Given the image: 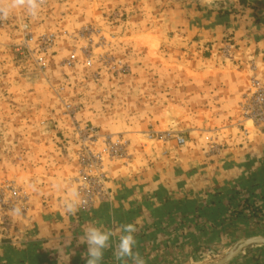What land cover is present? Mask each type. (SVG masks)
<instances>
[{"label":"crops","instance_id":"0c3cea01","mask_svg":"<svg viewBox=\"0 0 264 264\" xmlns=\"http://www.w3.org/2000/svg\"><path fill=\"white\" fill-rule=\"evenodd\" d=\"M234 8L199 11L183 0H46L35 16L23 6L3 19L0 138L14 123L22 140L14 163L2 154L0 183L21 185L30 207L21 217L12 214L0 264H84L81 238L89 226L115 233L101 264H121L113 256L118 229L133 222L135 250L146 264H161L169 253L226 230L229 220L242 218L240 208L248 215L254 204L264 209V126L248 130L241 117L251 81L264 84V13ZM24 21L37 33L58 35L46 75L25 74L15 61ZM86 26L113 35L114 51L125 54L130 74L94 84V69L81 56L74 68L61 66L73 49L82 53L87 43L75 37ZM65 84L66 92H55ZM61 98L80 103L79 118L102 132L123 133L133 157L108 166L109 198L75 216L64 212L63 189L54 187L71 186L80 174ZM151 130L178 132L187 143L169 141L146 151L140 139ZM252 255L238 264H264V248Z\"/></svg>","mask_w":264,"mask_h":264},{"label":"built area","instance_id":"2783aa9c","mask_svg":"<svg viewBox=\"0 0 264 264\" xmlns=\"http://www.w3.org/2000/svg\"><path fill=\"white\" fill-rule=\"evenodd\" d=\"M44 0H39L43 2ZM24 39L17 47L21 54H27L37 64L39 72H45L48 68V55L52 52L55 43L54 34L35 35L27 23L22 24ZM93 36H97L95 42ZM80 37L88 39L89 47L87 52V65L92 66L95 62L93 46L103 48L107 44L105 36L101 35V29L93 26H86ZM113 39V35H111ZM96 43V44H95ZM92 50V51H91ZM99 59L105 66H111L116 73L125 72L128 67L121 59L108 55L99 54ZM76 61V55L72 54L66 59L65 65L72 66ZM64 90V88H61ZM66 116L74 131L78 147L77 158L80 166V174L75 183L80 188L81 196L87 203L80 209L91 210L98 202H105L109 198L107 191L106 167L109 163L127 160L129 158V142L123 136L113 134H102L100 130L86 122L81 121L78 116L79 107L73 103L65 104ZM242 117L252 122L255 127L264 126V84L254 78L251 81L247 94L241 102ZM152 141L175 140L178 145H184L186 140L183 136L172 131L153 132L148 135ZM29 197L17 184L10 182L0 188V219L5 226L9 225L7 216L11 209L20 206L24 214L28 211Z\"/></svg>","mask_w":264,"mask_h":264},{"label":"rangeland","instance_id":"374dc122","mask_svg":"<svg viewBox=\"0 0 264 264\" xmlns=\"http://www.w3.org/2000/svg\"><path fill=\"white\" fill-rule=\"evenodd\" d=\"M45 1L46 0H44L43 2H39V3L42 4ZM183 1L188 2L189 5H194L196 8L199 9V11H202L204 9L205 10L210 9V10L215 11V12H222V11L228 12L231 9H232L231 11H233L235 9L234 6L236 4H238V5H245L247 7L254 8L257 11L264 13V0H183ZM24 23H27L30 27V30L37 36L42 35V34H54V36H55L54 48H53L52 52L48 55V68L45 72H39L38 71L37 64L33 58L29 57L27 54H21L20 52L17 51V47L20 45V43L23 40L20 43L16 44L13 48L14 54H15L14 55L15 61H16L17 65L21 68L22 72H25V74L32 73L35 76L46 75L51 70V64L53 63V58L56 54V47L58 45V35L54 32L37 33L31 28L29 22H27V21H24L20 24L21 30H22V24H24ZM4 24H5V20H0V26H3ZM93 27L95 29H100L99 27H95V26H93ZM84 28L85 27H83L78 32L77 36L75 37L76 40L77 39H78V41L83 40L87 43V45L82 48L83 54L81 53L80 50L73 49L66 56H67V58H69L72 54H75L76 55L75 63L72 66L65 65V61L67 59L66 58L61 62L62 67L68 68V69L74 68L79 63V57L81 56V58H83V64L90 69H94V72L91 76L94 84L100 82V80L102 79L103 76H109L113 80H118L121 77L131 73V65H130L129 60L127 59L125 54L118 53V52L114 51L115 50V47H114L115 46L114 45L115 40L112 41L113 39L111 38V34H109V33L108 34L101 33L102 36L106 37L107 44L104 45L103 48H96V47H94L95 45L93 46L92 50H93V56L95 57V59H94L95 62L92 66L87 65V61H86L87 52L85 49L89 47V41H88V39L80 37V32ZM93 38L98 40L97 36H93ZM95 42H97V41L95 40ZM101 53H108V55H111V56L115 57L116 59L123 60V62L127 65L128 69L123 73L114 72L112 65L111 66H105V64H102V62H100L101 60L99 59V54H101ZM223 53L226 57L229 56L231 54V47L230 46L225 47L223 49ZM65 86H67V85L65 84L64 86L61 85L58 87L55 86L53 88H54L56 93H64L66 91L62 90L61 88L63 87L65 89ZM61 99L63 100L61 113H62V116H64V118H66L68 120L67 116L65 115L66 114L65 113L66 112L65 104L73 103V102H71L72 100L64 101L65 99H63V98H61ZM79 104L80 103H76V105L79 107L77 116L81 111L80 110L81 104L80 105ZM241 117H242V110H241ZM78 118H79V116H78ZM79 119L83 122H86V123H89V124L95 126L91 122L82 120L81 117ZM242 119H243V117H242ZM243 121L247 123L248 130H253L255 128V126L252 124V122H248L244 119H243ZM41 126L47 130L49 127V123L44 121L41 123ZM244 126H243V128H244ZM16 127H17V125L14 123L7 124V132L8 133H7L6 137L0 138V161L2 160L1 159L2 154L8 153L7 156L9 157V159H11L10 161H8V163H14L15 162L14 159L16 157V154L18 153L17 144L19 141L22 140L20 135L16 134V130H17ZM95 127H97V126H95ZM1 128H2V124L0 123V130H1ZM97 128L100 130V132L102 134H113L115 136L120 135V136H123L126 140H128V142L130 141L127 137H125V135L123 133H107V132H102V130L99 127H97ZM167 131H172V130H165V131L151 130V131L147 132L143 137H141L140 146L143 149H145L146 151H150L151 147L154 146L155 144H162V143L169 142V141H174L178 147H184L186 145L187 142L181 146V145H178L175 140L152 141L148 138V135L153 133V132H167ZM72 132H73V135L71 137L72 138L71 141L76 146V152H78V147L76 144L73 129H72ZM172 132L183 136L182 134H180L178 132H175V131H172ZM185 140H186V138H185ZM68 141L69 140H67V141L61 140L62 147H64V145L68 146V144H69ZM215 145L216 144H214V146ZM214 149H216V147ZM129 155L130 156L127 160H120V161H115L112 163L120 162L123 164H127L133 158L132 154L130 152H129ZM76 157H77V155H76ZM77 162H78V158H77ZM110 164L111 163H109L108 166ZM78 165H79V163H78ZM108 166L106 167V170H105L107 175H108ZM107 179H108V177H107ZM10 182H14L23 191H25L24 188L21 185H19L18 183H16L15 181H8V180L1 182L0 188L2 186H4L5 184L10 183ZM106 187H107V185H106ZM251 204H253V203H251ZM251 204H250V206H251ZM28 206L30 207V202H29ZM253 207L254 208L252 209V211H250L251 213L249 215H248L249 211L244 213L246 208H240L239 211H242L244 213V214L242 213V216H241L242 218L229 220V224L230 223L231 224L226 230L222 231L221 233L220 232L216 233L213 236L205 237L201 241L197 242L198 243L197 245L189 244V245L183 247L182 250H180L178 252L169 253L167 256H164L162 258L161 261H163V262H161V264H165V263L166 264L213 263V262L219 261L220 259L225 257L229 253L231 248L238 241L252 237V236H264V209L259 208V206L255 207V204L253 205ZM28 210H29V208H28ZM7 219L9 221V225H7V226L3 225L1 223V219H0V247H2L4 245V243H2V242H3V239L5 238V236L10 235L12 230H13L12 212L9 213V215L7 216ZM261 248H264V245H253V246L247 248L246 250H244L241 254H239L234 260H232L228 264H238V262L241 259L248 257V256H250V257L254 256L252 254H258V252L261 251Z\"/></svg>","mask_w":264,"mask_h":264},{"label":"clouds","instance_id":"9594fccd","mask_svg":"<svg viewBox=\"0 0 264 264\" xmlns=\"http://www.w3.org/2000/svg\"><path fill=\"white\" fill-rule=\"evenodd\" d=\"M23 6H26L30 15L35 16L39 0H11L6 5H0V20L6 19L14 8ZM30 187L35 190L34 184H31ZM54 187L58 190L63 189L64 195L61 204L66 214L75 216L87 203L81 196L80 188L75 183L71 186L55 184ZM11 212L17 217L24 215V211L20 206L13 207ZM118 231L121 234L113 249L114 259L121 262V264H128L129 260L132 264H146L139 251L135 250L138 244L134 235L138 231L137 224L135 222L121 224ZM113 235L115 233L111 230L105 231L96 226L87 227L84 236L81 238L82 242L87 244L86 255H81L84 264H101L104 251L112 247L110 238Z\"/></svg>","mask_w":264,"mask_h":264},{"label":"water","instance_id":"95a60500","mask_svg":"<svg viewBox=\"0 0 264 264\" xmlns=\"http://www.w3.org/2000/svg\"><path fill=\"white\" fill-rule=\"evenodd\" d=\"M253 245H264V236H252L246 239L238 241L229 251V253L213 263H202V264H228L234 260L239 254H241L247 248Z\"/></svg>","mask_w":264,"mask_h":264}]
</instances>
